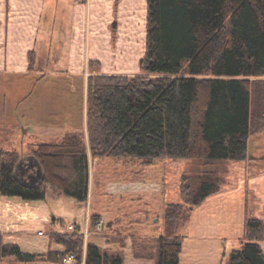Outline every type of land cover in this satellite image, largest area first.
I'll list each match as a JSON object with an SVG mask.
<instances>
[{
    "label": "trees",
    "instance_id": "trees-1",
    "mask_svg": "<svg viewBox=\"0 0 264 264\" xmlns=\"http://www.w3.org/2000/svg\"><path fill=\"white\" fill-rule=\"evenodd\" d=\"M145 75L91 73L87 78L86 128L69 129L53 141H38L43 180L16 175L19 150L0 148V193L44 200L48 185L87 203L90 160L131 157L198 159L203 169L194 187L182 174L181 201H166L156 264H180L192 212L226 182L220 160H243L252 133L264 128V0H147ZM41 77V76H40ZM83 94V92H82ZM101 215L91 214L95 227ZM63 251L33 253L6 243L0 231V264L35 260L76 264H125L122 250L86 242L84 230L51 232ZM241 247L229 264H264V221L247 214ZM144 248V247H143Z\"/></svg>",
    "mask_w": 264,
    "mask_h": 264
},
{
    "label": "crops",
    "instance_id": "crops-1",
    "mask_svg": "<svg viewBox=\"0 0 264 264\" xmlns=\"http://www.w3.org/2000/svg\"><path fill=\"white\" fill-rule=\"evenodd\" d=\"M110 1L73 0L71 18L66 25L62 26L63 32H65L62 33V29L60 30V27L56 26V16L52 23H48L49 16L46 8L50 2L53 3L55 0H0V74L27 76L37 73L36 81L47 77V75L68 74L75 82L64 84L73 90L77 86L76 81L83 79L81 85L83 89L82 113L79 112V107L73 101L77 95L61 96L59 94L58 99L54 95L47 97L48 83L44 86L40 84L42 88L38 93L36 86L31 87L26 84V90L29 88V92L26 93V122L29 124L26 133H30L34 128L35 130L45 129L46 134L50 136L49 139L53 141L60 139L69 129L86 128L87 75L90 73H119V71L104 69L111 50L110 27L114 8ZM135 1H120L117 14L119 20L123 21L128 12L134 11ZM60 31L62 35H65L61 46L58 44L59 41H62L58 40ZM47 37H50L49 42L46 40ZM54 38L57 41L56 46H53ZM89 60L101 63L91 66L88 63ZM99 67H101L100 70H96ZM261 78L264 80V76ZM62 86L63 83L58 85L57 89ZM32 96L34 98L37 96L36 100H32ZM47 102H50L49 105ZM34 104L37 105L33 106ZM41 106L46 107L42 109ZM38 137L36 134L34 139L28 142L26 163L24 161L22 163L21 159L16 168V175L21 180L33 184L40 183L44 175L39 158L30 151L32 144L41 141L37 139ZM184 160L187 161V166H190L195 159ZM173 161L172 159H158L152 164L164 162L170 166ZM25 164V172L22 174L19 168L24 167ZM216 165L221 168L226 182L220 191L209 195L194 208L192 219L186 229L180 264L223 263L231 250L241 247L247 214L264 219V128L250 135L246 159L220 160ZM160 166L162 168V164ZM91 176L92 168L90 170V186ZM168 181L167 174L146 183H143V180L121 178L109 181L106 194L108 198H112L113 202L106 203L103 212L98 210L93 212L91 203L87 217L88 222L91 214L107 218L108 227L105 230L108 228L109 230L107 232L91 230L89 237L85 239L86 242H93L102 248L122 250L125 255V264H156V258L143 257L142 251L133 246L130 235L128 237L121 234L120 227L125 219L130 217L129 220L133 221V218L129 213L131 203H126V205L120 203L121 198L125 200L129 196L130 199L139 198L141 200L142 197L143 200L144 195L147 194L152 196L154 201L160 197L163 203L161 209H163L169 194V189H166V186L163 189V185ZM56 192L54 189V193ZM116 197L119 199L116 200ZM89 200L90 192L87 203ZM4 201V199L0 200L2 206L0 208V231L4 233L6 243H16L22 250L33 253L65 249L63 244L51 239L52 231L68 230V224L67 227L63 226L62 228L58 224L59 219L62 218L52 214L50 219H46L47 227L35 228L41 217L35 216L33 210L30 209L26 217L18 218L7 213L10 203ZM45 217L43 216V218ZM74 223L77 227L80 226L77 222ZM20 224H25L26 227L20 229ZM80 227L82 228V226ZM82 230L84 229L82 228ZM40 231L44 233L40 234ZM112 231H116V236L119 239L126 238L125 246H121L120 240L110 239V235H115L111 233ZM186 243L189 244L187 248ZM260 244L264 250V240L260 241ZM188 250L193 251L189 254ZM26 264L63 263L35 260Z\"/></svg>",
    "mask_w": 264,
    "mask_h": 264
},
{
    "label": "rangeland",
    "instance_id": "rangeland-1",
    "mask_svg": "<svg viewBox=\"0 0 264 264\" xmlns=\"http://www.w3.org/2000/svg\"><path fill=\"white\" fill-rule=\"evenodd\" d=\"M120 1L121 0L110 1L111 6L114 8L110 27L111 50L110 55H108L106 59V68L104 69L108 71H119V73L116 74H126L129 76L145 75L146 73L143 69V62L141 63V59L144 60L146 52L147 0H136L134 2V5L136 6L134 11L132 13L128 12L123 21L119 20L117 16ZM72 2L73 0H55L53 3L50 2L46 8L49 16L48 23H52L56 16V26H59L60 30L62 29V33H65L63 32L62 26L66 25L71 18ZM62 33L60 31V35L58 36V40H62L58 43L60 46L63 44L65 38V35H62ZM54 39L53 46H56L57 41L56 38ZM46 40L49 42L50 37H47ZM88 63L92 66L98 65L101 62L89 60ZM100 68L101 67L96 70H100ZM88 76L89 74L87 75V78ZM35 77H37V73H32L27 76L8 73L0 74V148L12 149L16 147L19 150L22 163L23 161L26 163V149L28 142L32 141L36 134L39 136L37 138L38 140L51 141V139H49L50 136L46 134L45 129L35 130L34 128L30 133H26V129L29 127V124L26 122V93L29 92V88L26 90V84L31 87L36 86V92L38 93L41 91V85L44 86L48 83L47 97L54 95L58 99L60 95H77L76 99H73V101L79 107L80 113H82L83 108V89L81 87L83 79H78L76 81L77 86H75V89L73 90L66 85L67 83H71V81L75 82L72 79V76L68 74L47 75V77H43L37 81L35 80ZM61 83H63V86L57 89L58 85ZM36 97L34 98V96H32L31 98H33L32 100H36ZM47 103L49 105L50 102ZM36 105L34 104L33 106ZM46 106H41V108L43 109ZM155 161L156 160H154V162ZM194 161L191 162L190 166H187V161L184 159L174 160L173 163L168 166L167 164H164V162L147 164V162L141 158L97 156L90 160L92 179L89 203H81L75 197L65 194L52 185H49L47 196L44 200H27L21 196H4L1 193L0 200L4 199L6 202L10 203L7 213L18 218L26 217V214L30 212V209L33 210L35 216L41 217L38 219L39 221L37 220L38 223L35 228L40 226L43 228L47 227L45 224L47 223L46 219H50V216L53 214L56 217L62 218L59 219L58 223L60 228L63 226L67 227V224L69 225L72 222H77L84 230L86 229V226H88L87 228L91 231L92 228L89 227L87 219L91 203L93 206V212H95V210L103 212L106 203L113 202L112 198H108V195L106 194L109 181L119 180L121 178L127 180H143V183H146L147 181L161 178L163 174H167L169 181L163 185V189H165V186L166 189H169L167 200L181 201L182 199L179 189L182 174L187 173L191 176L189 183H191L193 187L199 182V174L203 167L198 159H195ZM161 164L162 168L160 166ZM164 167L165 169H163ZM25 168L26 164L24 167L21 166L19 171L23 174ZM54 189H56L57 194L54 193ZM144 196V201L142 200V197L141 200L139 198L130 199L129 196L126 197L125 200L124 198H121L120 204L125 203L126 205V203H131V210L129 213L131 218H133V221L129 220L130 217H127L124 222L125 224L123 223L120 228L122 229L121 234L127 236L130 235L133 246L142 251L143 257L153 259L155 258L156 248H154L152 242L148 240L152 236H158L160 233L157 228L163 224L161 213V206L163 203L160 197L156 198L154 201L152 196L147 194ZM118 199L119 198L116 197V200ZM0 208H2L1 204ZM43 216L46 217L43 218ZM262 220L264 221V219ZM131 221L133 222L132 224ZM21 225L22 224L19 226L20 229L26 227L25 224ZM188 225L189 223L185 228V233ZM108 230L109 228L104 231L107 232ZM111 233L115 234L109 236L111 240H120L121 246H125L126 238L122 237L119 239L118 236H116V231H112ZM146 238L148 239L147 241L143 240ZM187 247H189V244L186 243V248ZM192 251L193 250H188L189 254H191ZM228 257L229 254L221 264H229Z\"/></svg>",
    "mask_w": 264,
    "mask_h": 264
},
{
    "label": "built area",
    "instance_id": "built-area-1",
    "mask_svg": "<svg viewBox=\"0 0 264 264\" xmlns=\"http://www.w3.org/2000/svg\"><path fill=\"white\" fill-rule=\"evenodd\" d=\"M107 227H108V221H107V219L101 217V218L98 220V222H97V225H96V227H95V230L98 231V232H102V231H104ZM76 228H77V226H76V224H75L74 222H72V223H70V224L68 225V229H69V230H75ZM90 232H91V231H90L89 228H87V229L85 230V233H84V235H85V239H87V238L89 237ZM39 233H40V234H43L44 232H43V231H40ZM77 262H78V259H77V257L75 256V254L70 253V254L68 255V257L64 260L63 264H76Z\"/></svg>",
    "mask_w": 264,
    "mask_h": 264
},
{
    "label": "water",
    "instance_id": "water-1",
    "mask_svg": "<svg viewBox=\"0 0 264 264\" xmlns=\"http://www.w3.org/2000/svg\"><path fill=\"white\" fill-rule=\"evenodd\" d=\"M143 62V59H141V63Z\"/></svg>",
    "mask_w": 264,
    "mask_h": 264
}]
</instances>
